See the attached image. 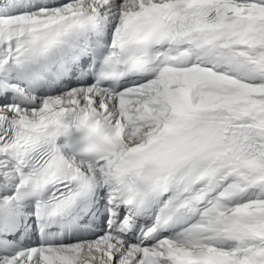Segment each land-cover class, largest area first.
Listing matches in <instances>:
<instances>
[{"label": "snow or ice", "instance_id": "6c2138e0", "mask_svg": "<svg viewBox=\"0 0 264 264\" xmlns=\"http://www.w3.org/2000/svg\"><path fill=\"white\" fill-rule=\"evenodd\" d=\"M0 264H264V0H0Z\"/></svg>", "mask_w": 264, "mask_h": 264}]
</instances>
